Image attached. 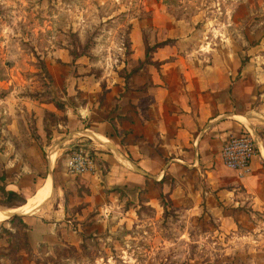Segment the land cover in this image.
I'll list each match as a JSON object with an SVG mask.
<instances>
[{"label":"crops","instance_id":"1","mask_svg":"<svg viewBox=\"0 0 264 264\" xmlns=\"http://www.w3.org/2000/svg\"><path fill=\"white\" fill-rule=\"evenodd\" d=\"M143 6L152 17L131 22L130 64L123 75L76 76L68 66L61 75L49 71L56 84L45 94L37 85H14L16 77L3 87L0 189L26 203L0 211L15 210L11 218L41 225L81 220L121 197L135 202L143 196L153 204L168 196L176 207H219L221 215L224 206L231 215L264 212V107L244 113L239 108L241 101L251 103L253 85L236 82V71L204 69L192 54H180L178 40L189 34H180L157 0H144ZM168 40L146 62V46ZM247 132L256 155L251 173L241 178L224 165L221 151L231 137ZM74 147L96 151L97 167L81 176L65 167V181L55 167L67 163L63 152ZM44 163L53 177L38 185ZM16 173L24 175L16 179L20 185L9 181ZM27 174L32 183L23 188ZM36 226L30 230L34 245L59 244L58 235Z\"/></svg>","mask_w":264,"mask_h":264},{"label":"rangeland","instance_id":"2","mask_svg":"<svg viewBox=\"0 0 264 264\" xmlns=\"http://www.w3.org/2000/svg\"><path fill=\"white\" fill-rule=\"evenodd\" d=\"M143 1L0 0V96L14 77V85H37L45 94L56 84L49 71L61 75L68 66L76 76L123 75L130 64L131 22L152 17L143 12ZM157 4L171 23H178L180 34H189L178 40L180 54H192L204 69L236 71V82L253 85L251 103L239 102L241 113L264 107V0ZM72 53L81 56L72 62ZM43 165L38 185L53 177ZM65 165L61 161L55 171L66 181ZM10 176L13 184L24 177ZM29 178L22 181L23 188L30 187ZM3 191L0 203L7 201ZM148 201L143 196L135 202L108 200V206L71 222L39 225L35 219L12 217L0 224V264H264V212L231 215L224 206L221 215L219 207H176L168 196ZM34 225L58 235L59 244L34 245Z\"/></svg>","mask_w":264,"mask_h":264},{"label":"built area","instance_id":"3","mask_svg":"<svg viewBox=\"0 0 264 264\" xmlns=\"http://www.w3.org/2000/svg\"><path fill=\"white\" fill-rule=\"evenodd\" d=\"M255 155L256 143L248 132L231 137L221 151L224 165L236 171L241 178L251 173V164ZM66 166L72 176L92 173L97 167V153L86 147H74L68 156Z\"/></svg>","mask_w":264,"mask_h":264},{"label":"trees","instance_id":"4","mask_svg":"<svg viewBox=\"0 0 264 264\" xmlns=\"http://www.w3.org/2000/svg\"><path fill=\"white\" fill-rule=\"evenodd\" d=\"M170 43H171V41H166L165 43L160 44L158 46V48L163 47L165 45H169ZM154 50L155 49L153 47H149L148 45L146 46V62H149L150 54ZM80 56L81 55H79L77 53H72L73 62L76 61L77 59H79ZM3 194H4V197L7 201L5 203H0V206H2V207H6V208L11 209V208L22 206L26 203V200L24 199V197L21 196L20 194L16 193V192L6 191L4 189ZM15 218H19V217L15 216Z\"/></svg>","mask_w":264,"mask_h":264},{"label":"bare ground","instance_id":"5","mask_svg":"<svg viewBox=\"0 0 264 264\" xmlns=\"http://www.w3.org/2000/svg\"><path fill=\"white\" fill-rule=\"evenodd\" d=\"M15 213V210L0 211V223L7 221Z\"/></svg>","mask_w":264,"mask_h":264}]
</instances>
